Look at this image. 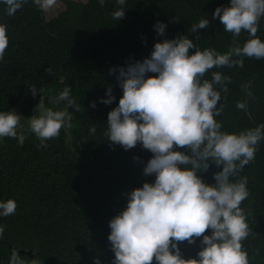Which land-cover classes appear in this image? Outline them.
<instances>
[{
	"label": "trees",
	"instance_id": "obj_1",
	"mask_svg": "<svg viewBox=\"0 0 264 264\" xmlns=\"http://www.w3.org/2000/svg\"><path fill=\"white\" fill-rule=\"evenodd\" d=\"M228 4L229 0H127L120 21L113 15L122 7L117 0H105L103 7L97 0H51L44 8L27 0L12 16L0 5V24L6 25L9 39L0 61V111L13 110L24 101L22 111L30 116L32 86L46 91L70 86L76 101L68 109V125L49 142L40 144L34 134H26L23 145L15 138L0 139V200L13 199L17 205L13 215L0 218L5 228L0 264H9L12 249L27 264L31 259L37 264H94L95 258L113 264L109 221L125 208L126 194L153 182L154 176L143 175L150 151L140 144L126 151L107 140V115L122 96L110 69L142 61L165 38L186 35L201 50L221 54L229 47H242L248 33L242 31L234 40L212 16L217 7ZM202 18L209 19V28L191 32ZM157 21L167 25L164 37L153 28ZM258 23L256 35L264 41V17ZM242 59L243 67H214L202 77L211 80L213 72H220L230 78L218 103L221 113L215 117L229 133L264 124V59ZM109 86L116 99L105 105L100 100ZM48 94L47 107L65 109L63 102L50 103L56 95ZM238 102L246 107L238 109ZM219 170L212 164L198 175L213 184ZM241 177L247 179L249 193L240 205L249 226L242 245L249 264H264V140L255 158L232 179ZM208 234L210 230L204 233ZM201 239L179 243L185 259L196 258Z\"/></svg>",
	"mask_w": 264,
	"mask_h": 264
},
{
	"label": "clouds",
	"instance_id": "obj_2",
	"mask_svg": "<svg viewBox=\"0 0 264 264\" xmlns=\"http://www.w3.org/2000/svg\"><path fill=\"white\" fill-rule=\"evenodd\" d=\"M26 2L0 0V5L12 16ZM34 2L44 8L51 0ZM126 2L117 0L122 7L113 15L119 21L124 18ZM97 3L103 7L105 0ZM212 16L219 18L234 40L242 31L250 38L242 47H229L223 54L211 48L201 50L186 35L165 38L156 42L142 61L110 69V74L116 73L122 96L107 115V140L126 151L137 144L150 151L152 157L143 175L154 176L153 182L128 192L125 208L109 221L113 264H153V260L155 264H249L242 245L249 226L240 207L249 195L247 179L232 178L255 158L264 140V124L239 133L223 131L215 117L221 113L218 103L230 78L220 72H213L211 80L202 77L214 67H243V57L264 59V41L256 35L264 17V0H229L228 6L217 7ZM209 23L208 18H202L191 26V32L208 29ZM153 28L164 37L167 25L157 21ZM8 43L7 27L0 24V61ZM29 89L35 97L31 115L22 111L24 101L13 110L0 111V139L15 138L23 145L25 135L34 134L45 144L68 125V109L76 105L70 86L50 91L36 86ZM48 93L56 95L49 98L50 103L63 102L65 109L47 107ZM105 95L100 103L110 105L116 99L111 86ZM90 106L96 107V102ZM236 107L244 109L246 105L238 102ZM180 148L185 151L175 150ZM212 164L221 170L213 174L215 182L207 184L198 173L207 172ZM16 207L13 199L0 200V218L13 215ZM4 230L0 224V242ZM206 230L210 234L204 235ZM200 237L196 258L185 259L179 243L194 244ZM31 262L37 264V259ZM9 264L27 262L12 249ZM94 264H101L99 258Z\"/></svg>",
	"mask_w": 264,
	"mask_h": 264
},
{
	"label": "water",
	"instance_id": "obj_3",
	"mask_svg": "<svg viewBox=\"0 0 264 264\" xmlns=\"http://www.w3.org/2000/svg\"><path fill=\"white\" fill-rule=\"evenodd\" d=\"M24 253V252H23ZM28 255L32 256V251L27 252Z\"/></svg>",
	"mask_w": 264,
	"mask_h": 264
}]
</instances>
